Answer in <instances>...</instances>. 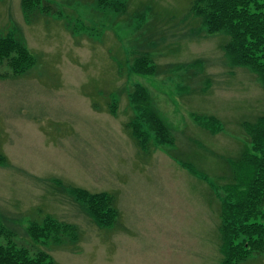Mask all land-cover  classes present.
I'll use <instances>...</instances> for the list:
<instances>
[{"label":"rangeland","instance_id":"rangeland-1","mask_svg":"<svg viewBox=\"0 0 264 264\" xmlns=\"http://www.w3.org/2000/svg\"><path fill=\"white\" fill-rule=\"evenodd\" d=\"M108 1L40 0L30 23L22 0H0V33L34 58L21 76L0 64V225L30 257L57 264H221L218 174L250 147L241 124L264 114L261 80L232 63L225 31L210 33L194 0ZM138 88L173 145L160 150L151 136L145 153L130 137ZM204 116L221 132L201 127ZM69 187L110 194L116 223L98 227ZM47 216L74 225L78 240L33 242L26 228ZM251 254L241 264H264Z\"/></svg>","mask_w":264,"mask_h":264},{"label":"trees","instance_id":"trees-1","mask_svg":"<svg viewBox=\"0 0 264 264\" xmlns=\"http://www.w3.org/2000/svg\"><path fill=\"white\" fill-rule=\"evenodd\" d=\"M106 1L99 0L103 4ZM109 2L117 5V0H109L102 6H108ZM21 4L26 21L31 23L40 0H22ZM192 4V11L210 33L225 31L229 39L225 49L232 63L252 70L264 87V0H194ZM42 9L49 11L48 6ZM33 62V56L21 40L0 33V64L8 69L9 75L25 74ZM142 68L139 71L144 74L155 73L152 65L144 64ZM136 92L129 100L135 116L125 126L130 137L145 153L150 149L151 136L153 145L160 150L166 145H173L169 128L147 104L146 92L142 88ZM109 112L115 114L113 106ZM196 120L212 135L222 130V123L214 116L197 117ZM241 126L249 138L250 147L242 149L237 158L225 161L227 168L218 174L219 182L226 181L220 186V190L225 191L219 227L224 257L221 264H241L251 253L264 255V114L253 122H243ZM6 164L7 158L0 152V166ZM179 165L190 175L206 182L210 189L213 187L206 175H198L191 164L179 162ZM68 190L73 199L84 206L98 227L109 228L116 223L118 211L110 194H91L87 190L71 187ZM215 195L221 199V194ZM26 233L33 242L66 245L67 242L75 243L78 240L74 225L50 216L45 217L41 223H30ZM0 264L57 263L44 253L30 257L27 250L17 247L11 241V236L0 225Z\"/></svg>","mask_w":264,"mask_h":264},{"label":"crops","instance_id":"crops-1","mask_svg":"<svg viewBox=\"0 0 264 264\" xmlns=\"http://www.w3.org/2000/svg\"><path fill=\"white\" fill-rule=\"evenodd\" d=\"M223 166H224V165H223ZM225 183H226V181L223 182V184H225Z\"/></svg>","mask_w":264,"mask_h":264}]
</instances>
